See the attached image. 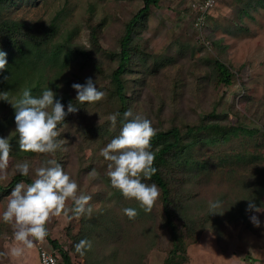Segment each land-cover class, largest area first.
Wrapping results in <instances>:
<instances>
[{
  "label": "rangeland",
  "instance_id": "obj_1",
  "mask_svg": "<svg viewBox=\"0 0 264 264\" xmlns=\"http://www.w3.org/2000/svg\"><path fill=\"white\" fill-rule=\"evenodd\" d=\"M197 1L200 2L159 0L158 5H152L148 11L147 25L137 26L133 43L142 50L141 54L133 56V70L126 74L125 90L128 98L132 99L129 100V109L145 113L150 121L162 126L168 123L169 117L175 116H178L181 124L200 121L219 101L216 105L219 115L223 116L229 111L232 119L236 120L235 115L240 114L239 118L244 123L258 129L259 132L252 136L240 135L215 146L202 142L196 145L194 154L215 164L226 153H242L244 158L257 153L261 157L241 161L240 165L234 167L226 162L223 166L213 167L210 175L205 172L199 174L195 183V197L189 196L192 199L191 213L200 217L208 214L210 220L198 242L189 247L190 258L185 264H264V211L248 210L249 199L257 207L264 208V196L261 197V204L260 195L251 191L264 185V0H218L202 24L205 27L201 29L195 21L197 9L194 4ZM143 4V0H17L6 6L0 5V19L10 17L28 23H49L57 17L60 30L54 41L63 42L71 36L74 45L85 47H90L92 32L96 30L94 25H97L99 45L108 53L93 50L91 60L76 50L77 54L62 70L60 78H52L54 71L49 69L45 81L40 84L37 77L30 84L35 87L33 96H40L46 88L53 90L57 94L56 99L61 100L67 111L69 103L78 102L73 83L85 84L88 78H92L101 91L110 85L109 54L120 50L127 21ZM216 58L224 60L234 71L233 84L216 87L208 77V62ZM170 61L171 64H167ZM146 62L151 69L145 70ZM156 67L158 73L156 70L153 73ZM25 88L28 89L27 85L8 95L18 98ZM231 103L236 107V112L228 109ZM117 105L115 99H109L106 94L98 103L85 106V111L92 113L101 123L116 113ZM67 119L68 116L58 128V139L64 141L67 150L57 152L54 158L77 182L79 192L91 196L93 213L90 218L77 219L63 215L51 218L47 223L51 237L57 238L62 248L69 251L73 264H96L97 260L108 254L114 242H118L119 254L116 259L110 260L115 259L118 264H164L170 248L166 230L154 226L155 229L150 232L148 230L152 224L148 225L137 216L124 221L123 236L117 238L119 233L110 230L112 228L108 221L111 222V218L104 220V223L100 221L95 210L101 204L102 192L109 189L108 178L103 175L105 169H100L92 159L93 152L91 155L89 146H86L93 133L85 140L86 131L79 129L80 133H75ZM15 129V109L8 102L0 100V137H9L11 144L7 179L0 180L2 185H8L19 173L15 169L17 163L28 161L34 169L46 158L42 154L21 152L14 143L18 141L13 133ZM93 169L97 173L95 177L89 175ZM189 175L184 176L182 186L190 180ZM29 177L35 178L31 169ZM178 183L179 189L181 186ZM10 193H0V216ZM183 194L188 196V192ZM237 198H245V207L238 208L235 217L229 216L230 212L235 211L231 209L230 202ZM210 201H220L222 207L217 211L223 214H211ZM253 215L259 218L260 227L251 222ZM121 218L126 219L124 214ZM158 220L157 224H162L161 219ZM147 225L149 228H146ZM82 239H88L93 244L92 250L83 256L74 248ZM12 241V226L0 218V253H6V245ZM0 264H40L37 243L21 260L0 255Z\"/></svg>",
  "mask_w": 264,
  "mask_h": 264
},
{
  "label": "trees",
  "instance_id": "obj_2",
  "mask_svg": "<svg viewBox=\"0 0 264 264\" xmlns=\"http://www.w3.org/2000/svg\"><path fill=\"white\" fill-rule=\"evenodd\" d=\"M16 1L0 0V5L6 6ZM143 2V6L126 23L124 34L120 40V50L113 51L107 59L110 63L108 74L111 83L103 92H106L105 96L107 94L109 99L114 98L118 104L116 113H120V116L117 118L116 126L114 128L111 127V122L108 119H104L101 123L97 122L92 113L90 114V112L85 111L87 110L85 106L89 104H80L75 101L73 104L79 110L77 113L68 114L69 119L67 120H69L70 126L74 129L75 133L79 129L86 131L84 135L85 140L93 133L92 138L88 140L86 146H89L91 155L93 152L92 159L98 163L100 169H105L103 175L108 178L109 189L105 193L102 192L101 204L95 210L100 221L104 223V220L111 218L110 220L114 222L108 221L112 228L110 230L118 232L119 236L117 238H122L124 221L128 219L123 209H136L138 211L137 216H140L139 218L145 220L148 225L152 224L150 228L148 225L146 226V228H149L148 231L151 232L155 227H158L159 230L164 229L168 232L170 248L165 255L164 264H185L190 258L189 247L198 242L202 232L207 229L206 224L210 220V215L208 214L200 217L197 214L191 213L192 199L189 196H194L197 192L195 183L199 174L205 172L210 175L213 167L223 166V163L226 162L234 167L240 165L241 161L248 162L261 157V154L257 153L250 154L249 158L246 156L244 158L242 153H226L225 155H221L215 164L208 159L198 158L193 152L196 145L202 142L205 145L215 146L221 142L237 138L240 135L252 136L259 131L256 127H250L251 125L244 123L239 118L240 114L238 116L235 115L236 120L232 119L231 116L233 115L229 111L225 112L223 116L219 115V109L216 107L220 103L219 101L213 104V109L206 112L200 121H190L181 124L177 120L178 116H175V118L169 117L168 123L162 126H158V122L154 123L151 121L152 127L156 130V135L152 138L151 144L152 151L155 153L154 167L158 171L151 180H143L142 182L155 183L159 188L160 196L152 212L145 213L140 209L138 202L126 199L118 190L111 186L110 178L106 174L108 162L100 155V152L113 138L119 135L122 129L123 113L130 108L129 100L132 99L128 98L125 90L126 74L133 70V56L141 54L142 50L139 45L133 43V36L137 32V26L147 25L148 11L152 5H158L159 0H143ZM94 27L96 30L92 32L91 45L90 47H85L74 45L71 36L63 42L54 41L55 36L60 30V22L57 17L49 21V23L44 21L28 23L23 19L1 18L0 51L7 54V65L5 69L0 70V93L7 92L8 94H12L23 87V85H27L31 93L34 92L35 87L30 84L37 77L38 83L41 84L42 81L48 78V71L50 69L54 71L52 78H60V73L77 52L88 59L93 58V50H101L100 52L108 53L99 45L96 33L98 31L97 25H94ZM203 27L205 26L203 25ZM141 58L143 59V56ZM171 62H167V64H171ZM208 63H210L208 77L212 79L216 87L222 84L231 85L234 83L235 73L224 60L216 58L214 61ZM144 68L147 70V68L151 69L152 67L146 62ZM155 70L158 73L157 67L152 72ZM5 77L8 79H5ZM64 100L67 101L66 98ZM228 109L235 111L236 107L231 103ZM135 112L142 114L150 120L149 116L145 113L139 112L137 109H135ZM14 143L19 147L18 142ZM188 173L191 174L188 176L191 178L182 186L184 176ZM32 180L30 177H24L16 173L8 185L0 183V193H10L17 183L22 181L31 183ZM177 183L181 188H177ZM251 191L258 196L260 195L262 204L263 198L261 197L264 196V185H261L260 188L251 189ZM186 192H188V196L183 194ZM243 195L246 196V193H243ZM244 201L246 202L245 198L233 199L230 204L232 205L231 209H235V211L230 212L229 216L235 217L238 208L243 209L245 207ZM120 211H122L121 215L124 214L126 219L121 218ZM159 218L162 224H157L159 223ZM151 220H153L152 223ZM159 230L156 232L158 233ZM47 237L60 251L61 258L65 264H73L69 251L62 248L57 238L51 237L49 230ZM117 243L114 242L108 254L104 258L97 260L96 264H106V262L118 264L115 262L119 254ZM110 258L115 259L110 260Z\"/></svg>",
  "mask_w": 264,
  "mask_h": 264
},
{
  "label": "clouds",
  "instance_id": "obj_3",
  "mask_svg": "<svg viewBox=\"0 0 264 264\" xmlns=\"http://www.w3.org/2000/svg\"><path fill=\"white\" fill-rule=\"evenodd\" d=\"M6 55L0 51V70L6 68ZM58 87L62 88L63 85ZM72 88L76 90V101L80 104L91 105L105 96L92 78H88L85 84L73 83ZM56 95L50 88L44 89L40 96H33L27 88L22 90L18 98H10L7 92L0 93V100L8 102L15 109L16 129L13 133L18 137L20 151L46 157L43 163L34 169L28 161L15 165L20 175L29 177L31 169L35 178L29 184L20 182L15 185L0 216L4 223L13 228V241L6 245L8 251L0 255H8L14 260L23 259L37 242H44L48 236L46 225L51 218L62 215L77 219L90 218L93 213L91 196L79 192L77 182L54 158L58 151L67 150L64 141L58 139V125L64 122L68 114L79 110L73 103H69L65 111L64 104L56 99ZM118 116L120 113L108 117L111 127L116 126ZM155 135L156 130L151 121L129 109L123 113L119 135L100 152L108 162L106 174L110 178L111 186L126 199L138 202L140 209L145 213L152 212L160 196L155 183L142 182L151 180L158 171L154 167L155 153L151 144ZM10 151L9 137H0V180L7 179ZM89 175L97 176L95 169ZM221 207L220 201L209 202L211 214H223L217 211ZM248 210L261 212L264 208L257 207L254 201L249 199ZM123 212L129 219H135L138 215L134 208H125ZM250 219L254 226L260 227L261 222L257 216L253 215ZM92 247L93 244L88 239H82L74 246L81 256L91 251Z\"/></svg>",
  "mask_w": 264,
  "mask_h": 264
},
{
  "label": "built area",
  "instance_id": "obj_4",
  "mask_svg": "<svg viewBox=\"0 0 264 264\" xmlns=\"http://www.w3.org/2000/svg\"><path fill=\"white\" fill-rule=\"evenodd\" d=\"M218 0H200L195 2V8L197 9L196 24H200L198 27L201 29L206 20V16L210 9ZM38 253L40 258V264H65L61 258L59 250L52 244L46 237L43 243L37 242Z\"/></svg>",
  "mask_w": 264,
  "mask_h": 264
}]
</instances>
